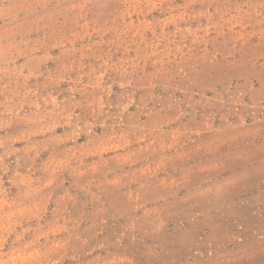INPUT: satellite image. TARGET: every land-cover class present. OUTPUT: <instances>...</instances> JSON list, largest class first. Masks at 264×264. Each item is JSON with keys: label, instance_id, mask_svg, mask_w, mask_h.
<instances>
[{"label": "rangeland", "instance_id": "1", "mask_svg": "<svg viewBox=\"0 0 264 264\" xmlns=\"http://www.w3.org/2000/svg\"><path fill=\"white\" fill-rule=\"evenodd\" d=\"M0 264H264V0H0Z\"/></svg>", "mask_w": 264, "mask_h": 264}]
</instances>
